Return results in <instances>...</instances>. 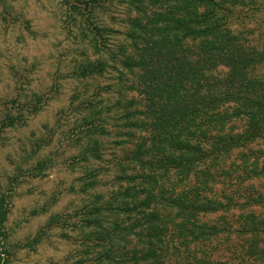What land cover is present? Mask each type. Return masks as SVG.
<instances>
[{"label":"trees","instance_id":"1","mask_svg":"<svg viewBox=\"0 0 264 264\" xmlns=\"http://www.w3.org/2000/svg\"><path fill=\"white\" fill-rule=\"evenodd\" d=\"M59 1L86 39L70 77L108 74L114 97L110 116L89 98L70 101L74 113L87 111L89 143L75 158L101 161L93 135L109 117L114 146L109 191L96 189L95 169L80 178L82 193L93 189L78 209L90 264H264V0ZM117 7L110 26L95 21ZM13 10L0 0V22ZM19 97L0 110V136L44 103L42 94Z\"/></svg>","mask_w":264,"mask_h":264},{"label":"rangeland","instance_id":"2","mask_svg":"<svg viewBox=\"0 0 264 264\" xmlns=\"http://www.w3.org/2000/svg\"><path fill=\"white\" fill-rule=\"evenodd\" d=\"M6 1L14 10L9 21L0 22V110L12 97L23 102L33 93L42 94L44 103L38 113H24V123L0 136V197L8 208L5 264H90L95 252L82 242L78 209L92 200L93 189L82 193L80 178L95 169L100 174L96 189L109 191L114 146L109 117L103 119L107 131L93 135L100 143L101 161L90 158L86 164L75 158L89 143L80 127L87 111L74 113L70 101L75 94L79 98L74 104L89 98L110 116V76L83 82L70 77L83 58L86 39L68 21L59 0ZM121 9L99 12L95 21L110 26V17L118 18ZM257 18L264 23V13ZM260 38L264 42V33ZM18 76L22 86H16Z\"/></svg>","mask_w":264,"mask_h":264}]
</instances>
